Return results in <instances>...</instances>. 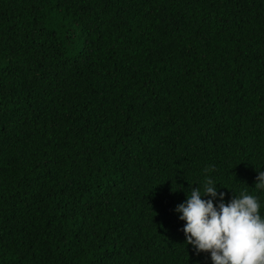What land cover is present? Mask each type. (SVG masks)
<instances>
[{
	"label": "trees",
	"instance_id": "trees-1",
	"mask_svg": "<svg viewBox=\"0 0 264 264\" xmlns=\"http://www.w3.org/2000/svg\"><path fill=\"white\" fill-rule=\"evenodd\" d=\"M259 171L264 0H0V264H212L177 205Z\"/></svg>",
	"mask_w": 264,
	"mask_h": 264
},
{
	"label": "clouds",
	"instance_id": "clouds-1",
	"mask_svg": "<svg viewBox=\"0 0 264 264\" xmlns=\"http://www.w3.org/2000/svg\"><path fill=\"white\" fill-rule=\"evenodd\" d=\"M206 171L214 172L210 166ZM257 187L264 188V171ZM213 177L207 176L203 190L191 188L175 211L184 221L187 245L197 255L210 254L212 264H264V215L259 197L242 192L228 198ZM229 189V188H228Z\"/></svg>",
	"mask_w": 264,
	"mask_h": 264
}]
</instances>
